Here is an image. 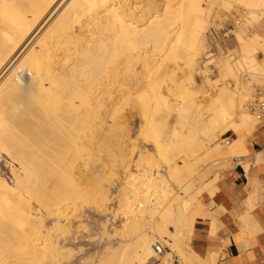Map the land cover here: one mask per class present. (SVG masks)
Wrapping results in <instances>:
<instances>
[{"label":"bare ground","instance_id":"bare-ground-1","mask_svg":"<svg viewBox=\"0 0 264 264\" xmlns=\"http://www.w3.org/2000/svg\"><path fill=\"white\" fill-rule=\"evenodd\" d=\"M61 1L0 0V158H5L9 174L0 168V264H57L71 254L64 246L78 239L71 221L79 219L84 197L92 195L101 207L109 200L99 171L91 177L95 183L85 185V135L100 129L123 130L121 118L127 113L119 119L113 106L131 103L136 93L146 92L136 108L147 119L143 131L155 133L161 152L167 149L164 134L172 133L167 146L186 154L180 163L171 164L174 168L212 152L240 156L247 152V136L257 129V119L246 111L245 103L253 99L251 86L264 81V62L257 57L260 49L264 51V33L255 30L264 16V0H220L226 7L243 9L256 34L249 42L237 35L247 48L238 60L224 61V76H231L233 84L223 85L207 105L194 103L195 108L171 107L159 80L147 79L160 71L159 62L178 65L186 55L195 60L217 0L213 4L167 0L150 15L144 13L148 17L140 16L137 6L126 12L123 0H66L59 8ZM160 53L165 55L161 61L156 60ZM171 111L182 118L180 130H169L159 117ZM229 130L236 137L224 149L220 137ZM152 162L140 155L138 173L127 175V187L138 202L125 189L121 205L129 216L122 233L132 237L113 248L121 253L120 264H155L157 237L176 249L184 228L193 226L197 192L171 201L172 188L152 173ZM137 180L143 183L142 190L136 187ZM46 218L54 219L50 226L45 225ZM81 224L76 230L84 227ZM170 259L161 264H170Z\"/></svg>","mask_w":264,"mask_h":264},{"label":"rangeland","instance_id":"rangeland-1","mask_svg":"<svg viewBox=\"0 0 264 264\" xmlns=\"http://www.w3.org/2000/svg\"><path fill=\"white\" fill-rule=\"evenodd\" d=\"M65 1L66 0L60 2V5H58L59 8L65 3ZM166 1L167 0H127L126 3V0H123L122 2L123 5L126 6V8L123 6L125 10L127 9L126 12L133 7L135 9L138 7V10L135 11L138 14L141 13L142 15L140 16L144 15V17H148L146 16L147 14L150 15L151 13L155 12ZM209 1L212 3V1L214 0ZM209 1L207 2V5H211ZM174 2L175 4H177V0H173V3ZM217 2L218 5L216 4ZM217 2L214 3L215 6H212L213 8L210 9L211 15H209L210 19H208V26L203 35L199 54L195 57V60L193 62L190 61V57L186 55L184 56V58H181L179 60L178 65L171 61H164L163 63L159 62L162 65L161 69L159 68L160 71L155 74L156 76L151 75L148 77L149 79H147L148 81H150L153 80V78L155 77L157 79L156 82L159 80L158 83L161 84L160 86L163 87L161 88L162 94L165 93L163 94V97H165L171 107L176 108V106L178 105L181 106L185 104L187 106H194L195 108L197 104L207 105V103L213 98L214 94H216L223 85L227 83L233 84L234 80L231 76H224V61L227 59H234L233 61H235V59L238 60L241 53L246 50L247 45H244V41H239L237 35H241L246 42H249V40L252 41V39L255 37L256 31H254V28L249 26V24L246 22V19L244 17L245 13L243 9L241 10L237 6L226 7L223 5L222 1L220 3V0H217ZM135 3L136 5H134ZM145 11H149V13H146ZM159 55L160 56H157L156 60L165 57V55L162 53H160ZM257 57L259 61L264 62V51L262 49H260V51L257 53ZM159 61H161V59ZM138 64L139 66L137 65V63L135 65L136 70L140 69V63ZM162 74L164 75L162 76ZM251 89L253 91V99L245 103V109L248 113H250L257 119L256 128L258 129L262 128V125L260 123L257 105L262 100V97L264 95V81L256 82L254 85L251 86ZM172 90L173 92H171ZM142 92L144 91L136 93L135 97L133 96V100L131 101V103L127 105L123 106V104L120 102V107L123 106V109L120 111L119 103L113 106L117 110L116 113L118 114V118L121 117L124 112L125 114L127 113V118H121V122L123 123L124 127L123 130H119V132L117 130H108V132L107 130L104 131L100 129L95 131V133L92 132V134L90 133V135L89 133L85 135V141H88L89 143L84 142L85 147L83 155L84 158H87L84 159L86 162L85 166L88 165V169L87 167H85L87 169V172H85L84 177L85 180L86 178H88L90 182L89 183L87 180L85 185L86 187L90 188V186L88 185H92L93 183H95L92 181L93 179L91 177H94L96 175L95 171H99L98 173L101 176L100 183H102L101 185L104 186L105 189H103L106 191V194L108 196L107 199L109 198V200H107V204H103L101 207L99 206V204L98 206L96 205L97 203L95 202V200H92L94 199L92 195L88 194L84 197L82 207L80 209L81 218L79 217V219H72L73 221H71L73 225L71 229H74L73 231L76 233H73L72 230L71 232L73 233V236L76 234L78 236V239H76V241L74 239H71V241L66 244L67 246H64V248L71 254L66 255L67 257L64 256V258L63 256H60L61 258L58 262H56L57 264H89V262L91 264H101V262H103L104 264H120V256L118 255H121V253L115 251L114 249L121 242L132 237V233H129V235L128 232H126V234L125 232L122 233V228L124 223L126 222V216L128 214H125L126 208L121 205V201L125 199V189L128 188L126 182L128 179L127 175H129L130 173H138L137 169L139 168V166H137L136 163L140 155H147L151 162L153 161L152 164H154L153 168L155 170L153 169L154 171H152V173L154 172V175L156 174L155 176L159 174L161 178L165 180V182L169 186H171L172 192L169 196V199L171 201H175L177 199L182 198L185 199V197L186 199H188L192 197V195H195V192H197V197L195 198L196 200L203 192L211 188V182H213L212 179L215 180L218 177V172L227 166L228 159L231 156H238V154L235 153L232 155H220L216 152H212L207 156V158L203 159L205 156H201V159H199L198 161H193L192 163H188L187 166H178L176 168L171 167L172 165L175 166L176 164L180 163L185 158L184 155L186 154L182 152L180 153L177 148H174L175 146L172 148L167 146V143H169L170 139L173 138L172 133L164 134L163 142L166 143L165 145L168 150L166 149L165 152H161V150H159L157 147L159 142H157L156 140L155 133L150 134L148 132L147 135V132L143 131L145 130L144 128H146L147 126V119L142 117V115L138 113V109H136L141 99L146 95V92ZM194 103H197L196 106ZM103 107L104 109L105 107L109 109V105L108 107L106 105ZM104 109L103 111L107 112V110ZM171 113L164 112L159 117L160 119H163L165 121L169 130H180L182 127V118L179 117L180 115L177 116V113L174 111H171ZM125 119L128 124L126 121V123L123 122ZM140 123L145 125H140ZM141 126L144 128L142 129ZM96 133L99 136H97ZM145 135L147 137H145ZM235 136L236 134L233 130H229L223 135H221L220 140L222 143L224 142V149H227L229 146V144L227 143V138H229L231 141L232 138H234ZM94 138H96V145L93 141ZM146 138L150 139L147 140ZM203 138L205 137L202 136V139ZM203 142L207 145L206 139H204ZM4 161V157L0 158V168H5V173L9 176L6 167H4ZM90 163L92 164V166ZM109 173L110 175H108ZM106 176L108 179L105 178ZM110 180L111 182H109ZM136 182V187L142 190L143 183L138 180L135 181V184ZM130 189L131 188H128V195H130V197H133L134 203H137L138 201L135 199V196H133V193H131L133 191H131ZM118 193L120 194V196L118 195ZM139 208L136 210V212L140 211ZM148 215L146 216L148 217ZM53 220V218H46L45 225L50 226ZM80 221L82 222L81 225L84 227L82 229L79 228V230L77 228L76 230L75 227L79 224ZM170 229L173 232L176 231V228L173 225L170 226ZM191 231V227L184 228V230L182 231L181 242L178 247L176 246V249L174 248L175 250L171 249L175 246L169 245V241L167 242V240L165 241V239L163 240V238L157 237L159 240L161 239V242L163 240L164 245L169 247L173 252L171 254H166L164 258L165 260H163V262L169 260V258H172L170 259V264H174L172 256L173 254H177L181 264H195L192 258V254L189 250V239ZM113 251L115 252V254L111 253ZM102 259L104 261H102ZM23 260L25 261V259ZM97 261H100V263H98ZM110 261L111 263H109ZM40 264L48 263L45 261Z\"/></svg>","mask_w":264,"mask_h":264},{"label":"crops","instance_id":"crops-1","mask_svg":"<svg viewBox=\"0 0 264 264\" xmlns=\"http://www.w3.org/2000/svg\"><path fill=\"white\" fill-rule=\"evenodd\" d=\"M255 30L264 33V16ZM246 148L194 202L189 250L195 264H264V128L247 136Z\"/></svg>","mask_w":264,"mask_h":264},{"label":"built area","instance_id":"built-area-1","mask_svg":"<svg viewBox=\"0 0 264 264\" xmlns=\"http://www.w3.org/2000/svg\"><path fill=\"white\" fill-rule=\"evenodd\" d=\"M257 111L260 117V123L262 125V128H264V95L262 97V100L257 105ZM227 143L230 142V139L227 138ZM155 248V264H161L166 256V254L173 253L171 249L167 246H165L159 239H156L154 243ZM173 261L174 264H181L180 259L177 254H173Z\"/></svg>","mask_w":264,"mask_h":264}]
</instances>
